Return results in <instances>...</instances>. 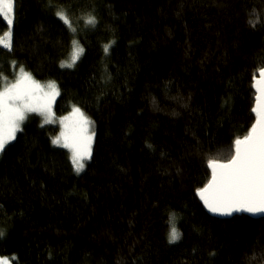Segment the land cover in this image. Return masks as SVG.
<instances>
[{
	"label": "trees",
	"instance_id": "1",
	"mask_svg": "<svg viewBox=\"0 0 264 264\" xmlns=\"http://www.w3.org/2000/svg\"><path fill=\"white\" fill-rule=\"evenodd\" d=\"M7 30L0 18V35ZM12 31V47L0 46V87L15 66L57 83L55 114L79 108L95 138L77 175L52 143L57 128L28 117L0 153V256L264 264V219L211 218L196 194L208 161L230 159L255 122L264 0H14ZM75 37L83 52L65 69ZM174 216L178 243L168 238Z\"/></svg>",
	"mask_w": 264,
	"mask_h": 264
},
{
	"label": "snow or ice",
	"instance_id": "2",
	"mask_svg": "<svg viewBox=\"0 0 264 264\" xmlns=\"http://www.w3.org/2000/svg\"><path fill=\"white\" fill-rule=\"evenodd\" d=\"M65 24L71 27V21L64 11L56 13ZM0 18L8 30L0 35V46L12 47V26L14 23V0H0ZM89 24H95V17H89ZM74 30V29H73ZM76 44V42H73ZM107 46L105 51H107ZM83 49L76 47L72 54L74 63ZM71 66V65H68ZM259 78L255 80L257 91L256 122L242 139L234 141V155L226 161L210 159L211 179L199 194L208 210L214 214L232 215L236 212L264 214V67L258 69ZM59 94L57 86L49 83L47 90L41 87L23 68L15 83H5L0 89V151L16 138L21 125L29 113H39L46 122L52 120V104ZM64 131L53 140L72 149V163L75 171L85 167V161L91 158L94 133L88 131L90 121L79 108H74L73 117H64L61 121ZM0 236L3 232L0 231ZM179 233L173 224L170 240L178 239ZM0 264L7 261L0 260Z\"/></svg>",
	"mask_w": 264,
	"mask_h": 264
},
{
	"label": "rangeland",
	"instance_id": "3",
	"mask_svg": "<svg viewBox=\"0 0 264 264\" xmlns=\"http://www.w3.org/2000/svg\"><path fill=\"white\" fill-rule=\"evenodd\" d=\"M59 17V16H58ZM60 18V17H59ZM13 26H14V23H13ZM13 26H12V29H13ZM69 28H71L72 29V32H73V34L75 35V29L71 26V27H69ZM74 29V30H73ZM12 33H13V31H12ZM75 40V42H76V44H74L73 43V50H72V53H71V55H70V57L68 58V59H66L65 60V62L63 63V65H62V67L63 68H73L75 65H76V63L78 62V59L73 63L72 62V59H71V57H72V54H73V51H74V49L78 46V47H80L79 45H78V43H79V41H78V39L75 37L74 38ZM73 41V42H74ZM82 48V47H81ZM7 49H9V48H7ZM83 52V51H82ZM82 54V53H81ZM81 54L79 55V57L81 56ZM68 65H71V66H68ZM20 67H17V66H15L14 67V77L12 78V79H4L3 81H2V84H1V87H0V89H2L3 88V86L5 85V83H8V84H11V83H15L16 82V80L19 78V76H20ZM24 70V69H23ZM25 71V70H24ZM26 72V71H25ZM27 73V72H26ZM29 74V73H28ZM30 75V74H29ZM31 76V78L34 80V81H36L41 87H43L45 90H47V86H48V84L49 83H54L56 86H57V89H58V91H59V88H58V85H57V83H55V82H45V83H41V82H39V81H37L32 75H30ZM58 96V95H57ZM56 96V97H57ZM56 97H55V100H56ZM55 100H54V102H55ZM54 102H53V104H52V112H53V117H52V120L51 121H49V122H46L45 121V118L42 116V115H40L39 113H29L28 115H27V118L25 119V121L23 122V124L21 125V130L24 128V124H25V122H26V120L28 119V117L29 116H31V115H39L40 117H41V124H42V126H46L47 127V125H53V126H55L56 128H57V130H58V134L57 135H55L54 137H53V139H52V143H53V140L56 138V137H58V136H60V133L62 132V131H64V124L61 122L62 121V118H64V117H73V114L72 113H69L67 116H62V117H59V116H57L56 114H55V112H54ZM73 112V111H72ZM84 114V113H83ZM85 115V114H84ZM87 118H88V120L91 122L90 123V125L88 126V131L90 132V133H95V124L93 123V120L90 118V116H87V115H85ZM20 130V131H21ZM19 132V131H18ZM17 132V133H18ZM16 133V134H17ZM94 138H95V134H94V136H93V140H92V149H93V142H94ZM15 140V139H14ZM14 140H12V141H10L8 144H10L11 142H13ZM7 144V145H8ZM6 145V146H7ZM53 145L55 146V147H61V148H63V149H65L67 152H68V154H69V157L71 158V161H72V149L70 148V147H65L64 145H63V143H61V144H54L53 143ZM5 146V147H6ZM2 151H0V153H1ZM73 164V163H72ZM86 164H87V160L85 161V167H84V169L82 170V171H80V172H77V171H75L76 172V174L77 175H81V173H83L85 170H86ZM74 167V166H73ZM176 223H177V218H176V216H174V217H172V219L170 220V222H169V231H168V238L170 239V232H171V229H172V227H173V224H174V226L176 227ZM176 229H177V227H176ZM177 231H178V229H177ZM178 233H179V231H178ZM180 233H179V236H178V239H176L175 241H171L170 240V242H172V243H178L179 241H180ZM0 260H4V261H7V264H12V261H13V259L10 257V258H8V257H3V256H0Z\"/></svg>",
	"mask_w": 264,
	"mask_h": 264
},
{
	"label": "water",
	"instance_id": "4",
	"mask_svg": "<svg viewBox=\"0 0 264 264\" xmlns=\"http://www.w3.org/2000/svg\"><path fill=\"white\" fill-rule=\"evenodd\" d=\"M259 78V75L258 77H256L254 80H253V84H254V91H255V95L257 96V91H256V86H255V80ZM256 106V98H255V102H254V107ZM253 115L255 116V122H256V114L253 112ZM254 122V123H255ZM252 127V126H251ZM208 170L209 172H211V169L209 168L208 166ZM211 176H212V173H211ZM211 179V177H210ZM197 194V199L199 201L200 204H202L205 212L207 215H209L211 218H216L218 220H231L233 219V217H236V216H239V217H242V216H247L249 217L250 219L252 220H262L264 219V214H251V213H247V212H236V213H233L232 215H219V214H214L212 212H210L207 208V206L204 204L203 200L201 199L200 197V194H199V191L196 193Z\"/></svg>",
	"mask_w": 264,
	"mask_h": 264
}]
</instances>
